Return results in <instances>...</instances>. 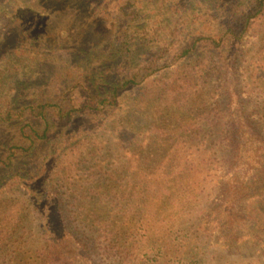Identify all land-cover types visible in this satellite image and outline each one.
Listing matches in <instances>:
<instances>
[{"label":"rangeland","instance_id":"rangeland-1","mask_svg":"<svg viewBox=\"0 0 264 264\" xmlns=\"http://www.w3.org/2000/svg\"><path fill=\"white\" fill-rule=\"evenodd\" d=\"M162 1L139 0L149 12L158 10ZM189 1L167 0L169 8L162 10L172 18ZM207 1L222 12L234 0ZM96 2L107 7L119 0ZM263 27L237 43L232 71L210 62L204 80L208 95L195 112L194 107L174 109L168 101L142 98L123 115L109 112L102 118L80 119L75 128L90 136L91 151L82 157L73 179L54 185L51 197L43 176L31 182L30 188L41 195L34 201L23 182L11 179L18 171L36 172L49 155V145H37L1 170L3 209L14 207L19 218L2 238L6 239L0 264H264V161L258 167L259 162L243 150L246 155H237L232 163L234 152L222 134L234 126L238 108L254 129L250 142L259 141L251 145L264 144ZM110 29L108 22L94 21L85 34L93 44ZM26 37L17 34L14 41ZM45 40L50 48L56 43L54 36ZM138 49L146 54L153 47L139 44ZM54 65L44 58L36 66L24 60L0 94L20 104L51 86ZM230 84L236 96L229 91ZM57 88H62L61 82ZM1 128L0 145L12 139L19 125L4 127L6 133ZM61 142L55 139L56 153ZM233 170L246 175L244 191L236 189L235 179L227 178ZM45 221L61 229L64 248L57 262L47 258L52 247L44 233Z\"/></svg>","mask_w":264,"mask_h":264},{"label":"trees","instance_id":"trees-1","mask_svg":"<svg viewBox=\"0 0 264 264\" xmlns=\"http://www.w3.org/2000/svg\"><path fill=\"white\" fill-rule=\"evenodd\" d=\"M47 1L48 7H44ZM164 8H169L167 0L155 12L144 10L139 0H119L116 6L107 7L96 0H0V93L4 82L9 81L24 60L33 66L43 58L55 64L51 86L34 92L20 104L0 94L1 129L6 133L4 127L19 125L15 134L10 135L12 139L6 134L9 140L0 145V171L37 145H49V155L35 168L36 172L18 171L11 177L28 187L31 200L41 198L36 188H30L33 179L43 176L51 197L54 185L73 179L82 157L91 151L90 136L85 130L75 128L80 119L102 118L103 113L109 112L123 115L131 111L134 100L138 103L142 98L168 101L174 109L194 107L195 112L208 95L204 80L210 62L232 71L238 54L237 43L243 42L251 30L264 26V0H234L222 12L207 0H190L172 18L165 16ZM94 21L108 22L111 31L92 44L85 33ZM17 34L28 37L14 41ZM46 36L56 38L53 48L47 47ZM139 44L153 49L141 53ZM260 79L264 86V78ZM57 81L62 83V88H57ZM228 87L236 96L232 85ZM132 90L133 94L128 95ZM233 115V121L239 123L229 124L222 133L234 152L232 163L237 161V155H246L241 152L245 150L261 167L264 144L253 147L251 144L259 143L257 139L250 142L254 136L250 138L249 134L254 129L238 108ZM55 139L62 141L58 153ZM243 139L244 145L239 144ZM227 178L235 179L236 189L244 191L246 175L241 177L233 170ZM3 202L0 199V209ZM13 208L3 209L4 214L0 212V250L5 246L6 238H2L15 228L19 218V212ZM56 228L44 222V233L52 247L47 256L51 262L61 259L64 248L61 229ZM72 259L68 258V262Z\"/></svg>","mask_w":264,"mask_h":264}]
</instances>
